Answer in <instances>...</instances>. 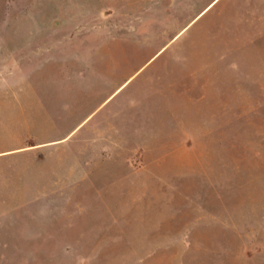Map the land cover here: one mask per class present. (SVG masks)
Listing matches in <instances>:
<instances>
[{
  "label": "rangeland",
  "instance_id": "rangeland-1",
  "mask_svg": "<svg viewBox=\"0 0 264 264\" xmlns=\"http://www.w3.org/2000/svg\"><path fill=\"white\" fill-rule=\"evenodd\" d=\"M0 264H264V0H0Z\"/></svg>",
  "mask_w": 264,
  "mask_h": 264
}]
</instances>
